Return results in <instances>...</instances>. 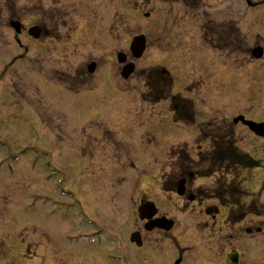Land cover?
Here are the masks:
<instances>
[{
  "label": "rangeland",
  "instance_id": "374dc122",
  "mask_svg": "<svg viewBox=\"0 0 264 264\" xmlns=\"http://www.w3.org/2000/svg\"><path fill=\"white\" fill-rule=\"evenodd\" d=\"M34 3L0 0V264H134L129 237L141 224L131 200L138 172L144 176L156 168L158 181L163 173L176 181L185 159L191 170L208 177L193 184L203 193L222 187L225 192L238 182L242 203L232 227L237 238L229 247L242 255V264H264V235L247 233L251 224H263L262 216L247 212L253 202L258 214L264 213V139L235 123L240 115L264 120V59L251 63L248 50L264 6L250 7L246 0H156L137 10L130 0H43L42 9ZM10 4L25 31L46 25L45 61L39 41L11 28ZM66 10L70 18L57 21ZM209 22L227 29L214 34ZM230 23L236 31L224 36ZM138 32L146 34L148 48L136 60L134 75L123 80L117 55L124 51L132 60L130 44ZM93 61L98 66L90 74ZM160 68L173 80L170 94L193 101L191 121L180 124L170 99L155 102L150 96L154 92L146 78L152 71L157 78ZM80 79L83 84L77 85ZM227 134L262 167L250 172L237 167L233 173L234 166L208 162ZM96 149L107 155L98 159ZM128 149L139 154L130 152L135 168L119 155ZM116 158L122 160L124 177L98 183L101 171L112 169ZM157 186V206L178 220L174 230L184 236L188 260L202 264L197 256L209 252L202 243L213 224L208 220L206 227L194 206L178 210L182 199ZM61 189L72 191V197ZM228 215L222 211L217 229L224 228ZM110 254L113 258L107 259Z\"/></svg>",
  "mask_w": 264,
  "mask_h": 264
},
{
  "label": "flooded vegetation",
  "instance_id": "af4514ba",
  "mask_svg": "<svg viewBox=\"0 0 264 264\" xmlns=\"http://www.w3.org/2000/svg\"><path fill=\"white\" fill-rule=\"evenodd\" d=\"M53 1H57V0H53ZM179 1L195 3L201 0H179ZM142 3L147 4V5H152L156 3V0H130V5H134L135 8H138L137 10H140ZM34 4L44 9L43 7L45 6V3H43V0L41 1L37 0V3H34ZM259 6H264V0ZM96 7L98 8L99 4ZM13 10H14L13 5H10L9 11H11V13L8 19L10 21L12 20L14 21L15 19L21 21L20 17L15 12H13ZM44 11L45 10H43L42 12L44 13ZM73 11H76L75 14L77 13V10H75L74 8H73ZM1 14L2 13H0V15ZM65 17L70 18L69 10H66L64 14H57L55 19H57V21L59 22H65L67 20L65 19ZM257 19L254 23H255V27L258 30V32H257V35L254 38H252L250 48L248 49L250 52L249 60L251 63L258 61V60L261 61L264 59V57L262 59H257V60L254 58V52L256 48L258 49L260 47L263 49V52H264V14L261 15ZM123 21H125V18L122 20V22ZM209 23L213 25H211L210 28L208 29H212L213 33L217 34L218 25L214 22H209ZM40 27H41L40 30H42L41 38L37 39L36 41H39V44L41 47V49L39 50L43 51V54L41 56L42 61H45L44 55H45L46 47L44 43V38H49V37L47 36L46 25L41 24ZM251 28L253 29L254 27L252 26ZM23 30L24 31L22 32V34L25 33L26 38L31 39L32 37L29 35L27 31H25L24 26H23ZM138 34H140V32H138ZM42 38L43 40H41ZM51 42H53V44L56 42L55 36L53 37V40H51ZM56 47L57 46H55L54 48L56 49ZM29 49H30L29 47H25L26 52H28ZM213 60H215V58H213ZM203 63H204V60H203ZM41 64L43 67L42 62ZM41 73L44 76V70L42 68H41ZM39 76L41 75L38 74V77ZM38 79H44V78L39 77ZM78 84L80 85L83 84V81L81 80L79 83H77V85ZM227 146L229 145L223 141L217 142L215 145V148L217 149L214 150L212 153V155H214L215 157L207 158V161L208 162L215 161L216 163H219L221 166L225 164L229 166H235L234 170H232L233 173L237 171V166H249L250 165L251 161L247 159V157L240 158V159L235 158V159H230V160L221 158V156H225V154L222 152V149H224ZM98 150L99 149H96V151ZM99 151H100L99 153L95 152L93 154V155H97L96 157L98 159L99 158L102 159V157H105L107 155L104 152L105 149L104 151L103 150H99ZM76 152L79 153L81 151L77 150ZM130 152L139 156V154H137L136 152H133L132 149L131 150L128 149L124 151L122 150L121 153L120 154L118 153V154L120 155L121 158L123 157L122 159L124 158L127 159V161L130 163L131 168L132 167L135 168L136 166L135 160L133 159V156L131 157ZM235 155H236V152H235ZM96 160L97 159H95V163H96ZM188 161L189 160H186V159H185V162L180 161V168H182L183 170L180 172L179 178L178 179L176 178V181L169 180L168 175H166L167 173H163L162 175L164 176V178H161V181H158L159 169H156V168H153L150 174H145L144 176H143L144 173H141V171L138 172L137 182L134 186L135 187L134 197H132L131 199L132 203L136 207H138L139 220L141 222V224L135 230V232L139 234V238H140L139 243L131 245V248H133L135 252L133 255L134 264H191L190 261L188 260L189 248L188 246L183 245V239H181V237L183 238L184 236L180 231H178V229L174 230L176 226H178V220L174 217L173 214H170L171 211L167 210L166 212H163V209L157 206L158 202L156 200V197L154 196V192L158 188L157 186L158 183L160 184L161 191H164L166 194H173L174 192L175 194H177L176 193L177 192L176 190L178 187L177 184L179 183V180L183 179V177L186 179V183L184 185L185 193L184 195L179 196L182 199V204L177 206L178 210L187 209L189 207L191 208L192 206H194L196 210H199V213L201 214V218H205L206 227H209L208 220L213 224V227L209 229L208 233H206V239L203 240V243H202V247L205 246L207 250H209V252L207 254L203 253V255L200 256L199 258L197 256L199 263H202V264H223V263L224 264H234L231 261L232 258L240 257L239 258L240 260L237 264H241L242 255L237 252L235 247L234 249L231 247L234 246L233 243L237 238V230L236 229L234 230L235 228L234 223L236 224L235 213L236 211H238V208H239L238 204L242 203L241 201H238V194H239V197L242 198L243 191L241 190L239 191L238 182L236 181L232 182L233 184H231L228 190H225V192L223 191V187L220 190L215 189V191L212 192L211 194L203 193L200 190L194 189L193 184L195 183L196 178L203 177L202 179L204 178L207 179L208 177L200 176L198 173L194 172V169L191 170L189 168L190 165L188 164ZM91 163H94L92 159H91ZM116 165L117 167H115ZM122 166L123 165H122L121 159L116 158V160H113L112 169L102 170L101 171L102 173L99 176L100 178H96V179H101V181L98 180V183L104 182V180H107L109 182L111 179L117 178L119 180L123 178L125 169ZM86 169H87V172H89V168L86 167ZM244 170H248V168H244ZM107 173H110V174H107ZM173 189H175V191ZM166 198L167 197H165V200H167ZM153 204H155L154 206H156V208L158 209V214L152 217L151 219L142 220L141 210L142 211L144 209L147 210L150 207L153 208ZM248 207H249L248 209L249 212L247 213L251 215H253L255 211H257V214H258V211L260 210L259 208H256L255 210L252 204L251 206L248 205ZM223 210L225 211L228 210L229 212L228 222H226V224L224 225V228L220 225L217 229L216 223L219 221L220 215ZM259 215L262 216L263 224L262 226H255L251 224V227L247 229V231H249L248 233L250 236L255 237L258 235H264V213H259ZM163 217L168 218V219H173L175 221V227L173 230L176 231V234H171L173 230L171 232H167L160 228L148 229L154 223L153 221H155L158 218H163ZM202 222L200 223L202 224ZM228 225H230V228H229L230 231H228L227 233H224L223 231L227 228ZM204 230L205 232L207 231V229H204ZM206 240H207V244H206ZM210 253H213L214 257H217V258L219 255H223L225 256V260H222V259L215 260L213 257L212 259L209 256ZM196 262L197 260L193 264H196Z\"/></svg>",
  "mask_w": 264,
  "mask_h": 264
},
{
  "label": "water",
  "instance_id": "95a60500",
  "mask_svg": "<svg viewBox=\"0 0 264 264\" xmlns=\"http://www.w3.org/2000/svg\"><path fill=\"white\" fill-rule=\"evenodd\" d=\"M175 1H177V0H174V2ZM12 26L16 29L17 32H21L20 31L21 30V24L19 22H16V21L13 22ZM40 32H41V30L38 27H34V28L30 29V34L33 35L35 38L40 37ZM146 43H147V40H146V37L144 35L137 36L134 38V40L132 41V44H131V52L135 58L139 59L143 56V54L146 50ZM262 56H263L262 49H257V52L255 53V57L260 58ZM126 61H127V56L124 53H120L119 54V62L124 64V63H126ZM88 68H89L90 72H94L96 69V64L93 63ZM134 71H135V64H133V63L127 64L123 68L122 76L127 79L130 77V75H132V73ZM241 121L244 125L250 127V129L252 131H254L257 135L264 136V123L258 124V123L253 122L252 120L248 121L245 119L244 116H239L235 119V123H238ZM184 183L185 182H181V184L179 186V193L180 194L184 193ZM155 213L156 212H153L151 214L154 215ZM155 226H158L160 228H164V229L169 231L173 227V222L167 221L166 219H161V220H158V222ZM135 240H136V236L133 235L132 241L134 242ZM235 262H236V260H235Z\"/></svg>",
  "mask_w": 264,
  "mask_h": 264
},
{
  "label": "trees",
  "instance_id": "16d2710c",
  "mask_svg": "<svg viewBox=\"0 0 264 264\" xmlns=\"http://www.w3.org/2000/svg\"><path fill=\"white\" fill-rule=\"evenodd\" d=\"M168 73L169 72H167V71L166 72H163L162 70H160L159 73H158L157 79H155V82H153V84H151L152 87H153L152 90L154 91V93L151 94L150 96L153 97V99H154L155 102H158L159 100L164 99L167 96H170L169 93H170V90H171L172 85L170 84L171 83V80H170L171 78H170V75ZM151 78H153V76L152 75H149V80ZM151 85H150V87H151ZM165 85H167V88L164 91L168 92L166 94V96L163 95V93H164L163 89L165 88ZM173 102H174V104L176 106H178V105H181L182 107L185 106L184 99H181L178 96L173 97ZM222 152L225 154V156H224L225 159L230 160V159L237 158V156L235 155L236 149L233 148V146L231 144H229V146H227L224 149H222ZM251 165H254V164H251ZM244 167L246 168L248 166H243V168Z\"/></svg>",
  "mask_w": 264,
  "mask_h": 264
}]
</instances>
